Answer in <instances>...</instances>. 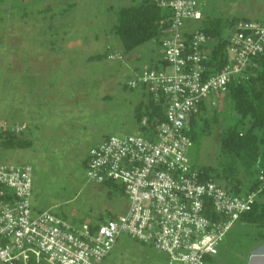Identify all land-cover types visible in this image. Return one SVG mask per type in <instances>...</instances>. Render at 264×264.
I'll return each mask as SVG.
<instances>
[{
  "label": "built area",
  "instance_id": "obj_1",
  "mask_svg": "<svg viewBox=\"0 0 264 264\" xmlns=\"http://www.w3.org/2000/svg\"><path fill=\"white\" fill-rule=\"evenodd\" d=\"M171 9L172 23L160 41L159 66L127 83L165 106V120L149 135L108 137L89 153L90 180L122 187L125 213L92 226H75L56 214L35 213L30 165L0 164V264H104L119 239L127 236L167 257L166 264H205L215 257L232 227L250 212L264 186L234 195L206 179L187 157L190 123L201 106L217 105L230 84L257 76L264 60V21L240 19L224 37L228 63L210 61L221 42L200 27L205 20L198 0H154ZM198 24L190 28V24ZM111 61H124L109 53ZM144 118L141 127H147ZM24 122L0 119V135L27 134ZM260 180L264 181L261 172Z\"/></svg>",
  "mask_w": 264,
  "mask_h": 264
},
{
  "label": "rangeland",
  "instance_id": "obj_2",
  "mask_svg": "<svg viewBox=\"0 0 264 264\" xmlns=\"http://www.w3.org/2000/svg\"><path fill=\"white\" fill-rule=\"evenodd\" d=\"M42 1L53 2L55 16L37 12ZM198 1L204 6L205 19L264 21V0ZM73 3L75 7L70 6L63 17ZM130 4L118 0L0 1V118L25 121L29 131L24 138L31 142L26 149L0 150V164L32 167L35 213L49 211L75 226H95L128 208L121 192L90 180L84 162L90 150L108 137L138 133L135 111L145 95L141 89L131 90L126 85L143 70L157 67L161 56L158 40L125 54L119 37L111 32L115 13ZM51 26L55 32L60 27L58 36L54 35V51H48ZM228 27L224 29L225 38ZM63 28H69L67 35L61 32ZM111 52L121 54L124 61H89L92 56ZM46 56L56 60V66L48 69L55 71L60 81L70 73L71 79L68 90L61 88L62 82L55 83L56 90L49 96L53 97L45 104L37 93L35 74L40 69L36 62ZM208 107L203 117L209 118L210 130L192 143L187 157L198 169H222L227 159L221 153V138L234 116L223 94L217 97L215 107ZM40 115V123L35 126ZM215 115L218 122H214ZM239 170L237 179L249 185L250 179L242 168ZM239 224L233 227L231 241L235 250L244 253L264 235V229ZM166 262L165 254L123 236L104 264ZM226 264L242 261L231 255Z\"/></svg>",
  "mask_w": 264,
  "mask_h": 264
},
{
  "label": "trees",
  "instance_id": "obj_3",
  "mask_svg": "<svg viewBox=\"0 0 264 264\" xmlns=\"http://www.w3.org/2000/svg\"><path fill=\"white\" fill-rule=\"evenodd\" d=\"M115 16L116 20L112 25L111 32L119 37L124 53L130 54L153 40H158L160 44V39L171 27L173 13L171 9L159 7L154 0H132L130 5L118 10ZM238 20L240 19H232L227 22L218 18H206L201 23L200 27L205 34L221 40L219 47L212 54L211 74L215 73L213 68L216 64L218 68H221L228 63L224 29L227 25L230 26ZM108 54L92 56L89 61L108 58ZM259 65L256 77L240 84H230L223 94L230 102L231 116H234L232 125L221 138V153L226 157L227 165L222 169L212 167L201 169L206 179H212L225 186L234 195L256 192L264 186V181L260 180L261 172L264 173V60H260ZM144 94L145 100L137 106L135 118L138 131L149 135L157 121L165 120V106L162 101L155 103L149 94L146 92ZM208 109V104L204 103L200 113L190 123L188 135L193 144L199 141L201 135L210 130L209 118L203 117ZM144 118L148 120L147 127H141ZM214 122H218L217 115L214 117ZM24 136L26 134L21 137L12 134L0 135V150H22L30 147L31 142ZM87 163L88 159L84 162L86 168ZM240 168L250 179L249 185H245L237 179ZM105 185L123 194L120 185L111 182ZM238 222L264 227V188L252 210L242 215Z\"/></svg>",
  "mask_w": 264,
  "mask_h": 264
},
{
  "label": "crops",
  "instance_id": "obj_4",
  "mask_svg": "<svg viewBox=\"0 0 264 264\" xmlns=\"http://www.w3.org/2000/svg\"><path fill=\"white\" fill-rule=\"evenodd\" d=\"M50 2H52V1H50ZM50 2L49 1L40 2L38 7L36 8L37 12H39V13H46L47 12V13L52 14L51 16H55L56 14H55V10L53 8V2L52 3H50ZM131 2H132V0H118V3H123V4H130ZM253 2L258 3L257 0H253ZM72 5H73V7H75V3L68 5L67 11H64L63 17L69 13V11L71 10L70 6H72ZM244 9L247 11V6H245ZM258 9L262 10L261 6ZM243 19H245V18H243ZM196 26H198V25L193 23V24H190L189 27L194 28ZM54 29L55 28L53 26L48 28V31H49V32H47L48 35L52 34L51 35L52 38L50 37V39L48 41V42H50V40H51V42L48 43V45L51 47L48 49V51H54L53 46H55V44H56L55 43L56 40H54L55 39L54 35L56 34L58 36L60 27L58 28V31L56 30V32L53 31ZM66 29L69 30V28H63V30L61 31L64 33V35L68 34V31ZM160 55H161V52H160ZM160 57L161 56H159V58L157 59L158 65H159L158 62H160ZM42 59L43 60H38L36 62V67H38L40 69L35 74V79H36V83L38 85V88H37L38 92L37 93H38L39 97H41L42 102L46 104L53 97V96L52 97H49V96L51 94L53 95L55 90H56L55 83L62 82L61 88L65 89V90L69 89V86H70L69 80L71 79V76H70L71 73L68 74L67 76L63 75L65 78V81H60L59 78H57V76H55L56 72L48 69L51 66L52 67L56 66V64L54 65V63H56V60H53V59L51 60V58H49L47 56L43 57ZM32 66H33V64H32ZM61 88L59 87V90ZM40 118H41V115L37 118L35 126L38 123H40V121H39V120H41ZM17 122L26 123L25 121H17ZM238 225H240L239 222H237L234 226H238ZM233 227H232L230 233H228L227 236L225 237L223 243L221 244V246L219 248L218 255L215 257H209L205 264H208V263L226 264L227 257H229L231 255H234L237 259H240L242 261V264H264V237H263L264 235L259 237V239L255 240V242H253V244L250 247H248V249L246 251L247 253L246 252L242 253L241 251L234 249V241L233 240L231 241V239L233 237V235L231 234ZM263 229H264V227H263Z\"/></svg>",
  "mask_w": 264,
  "mask_h": 264
}]
</instances>
